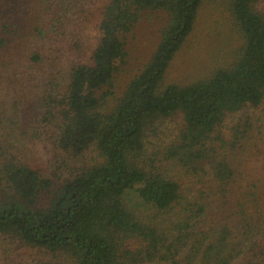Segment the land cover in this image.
I'll list each match as a JSON object with an SVG mask.
<instances>
[{
    "label": "trees",
    "instance_id": "1",
    "mask_svg": "<svg viewBox=\"0 0 264 264\" xmlns=\"http://www.w3.org/2000/svg\"><path fill=\"white\" fill-rule=\"evenodd\" d=\"M206 1L0 0V264H264L260 0L235 63L164 84Z\"/></svg>",
    "mask_w": 264,
    "mask_h": 264
},
{
    "label": "rangeland",
    "instance_id": "2",
    "mask_svg": "<svg viewBox=\"0 0 264 264\" xmlns=\"http://www.w3.org/2000/svg\"><path fill=\"white\" fill-rule=\"evenodd\" d=\"M260 4L264 5V0H260ZM231 7V0L204 2L195 30L178 52L164 84L191 82L209 75L218 66H228L239 59L245 40ZM156 39L154 29L147 27L142 30L137 61L145 62L150 57ZM126 199L130 205L144 206L136 191H130Z\"/></svg>",
    "mask_w": 264,
    "mask_h": 264
}]
</instances>
